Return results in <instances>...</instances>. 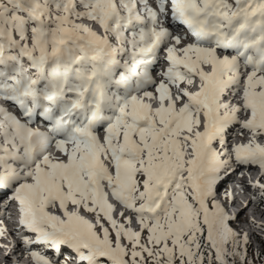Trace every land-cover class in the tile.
Segmentation results:
<instances>
[{
    "label": "snow or ice",
    "instance_id": "obj_1",
    "mask_svg": "<svg viewBox=\"0 0 264 264\" xmlns=\"http://www.w3.org/2000/svg\"><path fill=\"white\" fill-rule=\"evenodd\" d=\"M234 173L264 207V0H0L10 264H264Z\"/></svg>",
    "mask_w": 264,
    "mask_h": 264
},
{
    "label": "rangeland",
    "instance_id": "obj_2",
    "mask_svg": "<svg viewBox=\"0 0 264 264\" xmlns=\"http://www.w3.org/2000/svg\"><path fill=\"white\" fill-rule=\"evenodd\" d=\"M257 177L258 176H253L252 179H257ZM234 180H235V182L239 181L238 183L241 182L239 176H237V175H235V178L233 179V181ZM230 182H231V180H230ZM244 184L246 185V183H244ZM219 198L222 199L223 198V194L220 195ZM237 199H239L241 201H245V199H249V195L247 193H245V194H241L240 193L238 195ZM225 203H227V201H225ZM238 206H239V204L237 203L235 205V208H237ZM240 217H241V219H240V223L238 224V227L244 226V228H245L244 231H247V232L251 233V231L247 228L248 221L250 220L249 212L245 211L243 213V215L240 216ZM11 237H13V236H11ZM8 238L10 239L9 235H8ZM255 243L256 244L254 245V250L264 251V244H261L258 240H255ZM7 244H8V242H5L4 239L0 240V245H5L6 246ZM4 252L8 254V252L6 251V248H3V250L0 253L4 255L5 254ZM12 256L13 257H11V258H13V259H18V258L20 259V257H21L22 260L20 259V264H27L28 262H30V260L26 257V254L21 252V251H20V253H17V254L13 253ZM0 264H4V261L0 260Z\"/></svg>",
    "mask_w": 264,
    "mask_h": 264
},
{
    "label": "bare ground",
    "instance_id": "obj_3",
    "mask_svg": "<svg viewBox=\"0 0 264 264\" xmlns=\"http://www.w3.org/2000/svg\"><path fill=\"white\" fill-rule=\"evenodd\" d=\"M239 138V137H238ZM243 139V138H242ZM256 169L255 168H253L252 170H251V172H256L255 171ZM252 174V173H251ZM246 177L248 178V176L246 175ZM253 177V176H252ZM235 178V173L232 175V179H231V181L233 182V179ZM230 182V181H229ZM235 182V181H234ZM245 185V184H244ZM246 200V199H245ZM237 204V203H236ZM240 206H238L237 208H239ZM235 207L234 208H231L230 210L231 211H234L235 212ZM243 211H242V213H241V215L240 216H242L243 215V213L245 212V209L243 208L242 209ZM11 212L9 213L11 216H9V217H12V218H14V220L16 221V227H18V215H17V213H16V209H15V207H13L12 208V210H10ZM258 218H261V221L263 220V222H264V211H259L258 212ZM240 219H241V217H240ZM2 227H6L7 229H8V232L10 231V230H13L14 229V227H13V222H8V221H4V223L2 224ZM11 239H13V237H10ZM0 240H3V239H0ZM4 241L5 242H7V239H4ZM3 250V248L1 249L0 248V252ZM5 253V252H4ZM3 254H1L0 253V256H2ZM13 257V256H12ZM19 259V258H18ZM20 259H21V257H20ZM19 259V260H20ZM0 260H2V261H4V264H10V257H9V255L7 254V253H5L4 255H3V257H0ZM22 260V259H21ZM27 264H30V262H28Z\"/></svg>",
    "mask_w": 264,
    "mask_h": 264
}]
</instances>
